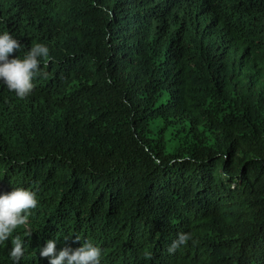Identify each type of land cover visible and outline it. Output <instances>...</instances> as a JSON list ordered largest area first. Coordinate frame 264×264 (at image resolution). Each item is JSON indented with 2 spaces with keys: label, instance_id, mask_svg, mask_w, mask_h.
Masks as SVG:
<instances>
[{
  "label": "trees",
  "instance_id": "obj_1",
  "mask_svg": "<svg viewBox=\"0 0 264 264\" xmlns=\"http://www.w3.org/2000/svg\"><path fill=\"white\" fill-rule=\"evenodd\" d=\"M5 31L9 59L49 56L23 99L0 80V194L38 201L0 264L16 236L19 264H49V239L101 264H264V0H0Z\"/></svg>",
  "mask_w": 264,
  "mask_h": 264
},
{
  "label": "clouds",
  "instance_id": "obj_2",
  "mask_svg": "<svg viewBox=\"0 0 264 264\" xmlns=\"http://www.w3.org/2000/svg\"><path fill=\"white\" fill-rule=\"evenodd\" d=\"M20 47L21 44L10 32L0 34V80L17 97L23 99L32 92V81L39 70L40 59L49 56V49L42 43L34 42L23 58L9 59ZM37 205L36 193L23 187H13L12 191L0 194V242H5L17 228L26 225L31 211ZM191 238V233H179L169 247V252L186 245ZM11 243L9 256L14 264H19L25 251L23 241L16 236ZM40 255L48 257L49 264H101L102 249L87 240L75 249L66 246L57 254L56 241L49 239Z\"/></svg>",
  "mask_w": 264,
  "mask_h": 264
}]
</instances>
